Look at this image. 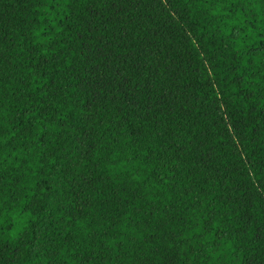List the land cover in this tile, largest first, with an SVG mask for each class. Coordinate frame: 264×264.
Here are the masks:
<instances>
[{
    "label": "trees",
    "instance_id": "1",
    "mask_svg": "<svg viewBox=\"0 0 264 264\" xmlns=\"http://www.w3.org/2000/svg\"><path fill=\"white\" fill-rule=\"evenodd\" d=\"M0 264H264V0H0Z\"/></svg>",
    "mask_w": 264,
    "mask_h": 264
}]
</instances>
